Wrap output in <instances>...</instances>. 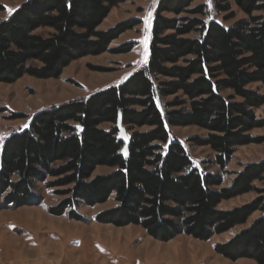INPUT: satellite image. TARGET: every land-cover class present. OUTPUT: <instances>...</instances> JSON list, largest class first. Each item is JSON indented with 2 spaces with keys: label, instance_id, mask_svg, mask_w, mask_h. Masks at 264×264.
Returning a JSON list of instances; mask_svg holds the SVG:
<instances>
[{
  "label": "trees",
  "instance_id": "16d2710c",
  "mask_svg": "<svg viewBox=\"0 0 264 264\" xmlns=\"http://www.w3.org/2000/svg\"><path fill=\"white\" fill-rule=\"evenodd\" d=\"M126 1L24 3L0 23V83L13 84L26 75L58 79L74 61L111 51L114 40L141 22L99 31L112 9ZM195 1H159L143 70L87 100L38 113L26 129L6 139L0 152V211L41 206L38 185L43 184L63 198L48 209L50 215L85 222L80 207L103 205L115 196L117 206L98 214L95 222L138 226L163 243L181 235L206 242L261 212L249 228L217 245L215 252L233 262L264 264V161L246 166L223 187L224 176L197 168L170 131L192 126L206 131L207 137L194 139L193 145L209 147L222 173L238 147L263 142L250 133L264 128L255 113L264 105V95L248 86L264 87V0H232L247 17L233 25L209 19L207 0L191 11L204 18L163 16H180ZM231 9L215 0L216 13ZM41 28L54 33L35 34ZM190 34L195 38H186ZM134 45L113 51L127 53ZM160 77L169 81L160 82ZM176 95L178 100L164 102ZM120 124L150 128L131 135L127 156L119 139ZM99 167L113 172L94 177ZM252 192L259 197L250 204L219 209L223 202Z\"/></svg>",
  "mask_w": 264,
  "mask_h": 264
},
{
  "label": "rangeland",
  "instance_id": "374dc122",
  "mask_svg": "<svg viewBox=\"0 0 264 264\" xmlns=\"http://www.w3.org/2000/svg\"><path fill=\"white\" fill-rule=\"evenodd\" d=\"M29 1L31 0H0V6L3 8L0 10V23L11 18L19 7ZM159 1L160 0H127L125 3L112 9L108 18L100 26L99 31L107 32L122 23L130 24L138 20L141 22L134 29L125 32L118 39L114 40L109 47L111 51L97 56H87L74 61L63 71L60 78L37 79L26 75L13 84L0 83V152L6 139L26 129L30 120L38 113L59 108L73 101H84L98 92L112 87H118L132 75L147 67L153 34V22ZM219 1L223 5L230 4L232 8L231 11L226 14H218L214 11L215 0H207L206 4L208 6L209 19L217 20L227 25H233L247 18L232 0ZM201 5L202 1L197 0L191 5L187 12L180 16L174 13H165L163 16L169 19H181L182 21L204 18L200 15H193L191 12L197 11ZM9 9L12 11L9 12ZM226 18L233 19L225 22L224 20ZM53 33L54 31L48 28H41L35 32V34L44 37H48ZM171 33L173 32H168V34ZM186 38L194 39L195 35L190 34ZM131 43L135 45L130 49V52L120 54L113 51ZM159 81L168 82L169 79L160 77ZM248 89L264 95V87L260 83L251 84L248 86ZM226 94L230 93L226 92ZM178 98H180V95L170 96L165 98L164 102L171 103L176 99L178 100ZM255 113L259 119L264 120V105L256 110ZM103 128L110 129L112 125H104ZM119 129V139L124 142L123 154L125 156L128 155V144L131 135L137 132H147L150 130L148 127L129 128L121 124L119 125ZM170 131L175 139L184 144L197 168L209 173L221 174L224 176L225 182L223 187H229L236 178V175L242 172L246 166L264 161V128L256 129L250 133L252 138L261 139L263 142L238 147L231 163L224 173L215 165V153L209 147H198L193 145L192 141L194 139H204L207 137L206 131L193 126L170 127ZM59 165H61V163H59ZM112 172L113 169L111 168L99 167L94 173V177L109 175ZM48 181L52 182L54 179L49 178ZM255 185L259 189L263 188L261 182H256ZM38 192L43 196L44 202L41 206L32 207H35L37 210H42L44 213H48V209L56 207L63 200L62 197L55 195L53 190L47 189L43 184L38 185ZM258 197L259 195L255 192L245 194L238 198L223 202L219 206V209L233 210L250 204ZM116 206L117 202L115 196H112L106 204L98 205L93 208L87 206L80 207L78 212L84 217L85 222H76V224L67 216L61 217L63 218L61 220H52V225L55 224L58 228H53L50 223L49 225L51 227H47L45 232L51 241L50 264H76L74 263L75 260L64 263V249L70 243L73 246L70 244L68 246V251L73 250L75 253L79 250V254L75 255V259L79 260L78 263L81 264H88L89 262L87 260H92L90 255H93L97 261L95 262L92 260V264H248L250 261L240 262L238 260L233 262L228 260L216 254L215 249L217 245L229 242L241 231L249 228L262 214L261 212H257L249 219L247 224L238 226L225 234L214 236L211 240L206 242L181 235V237L178 236L175 238V242L173 243H163L149 237L146 231L138 226L118 228L95 222V218L98 214L115 208ZM11 215L12 214H6V216H0V219H9ZM20 218V220L23 221L28 219L27 216H21ZM20 220L17 219L16 222L25 225V223ZM7 221L9 220H6V222ZM19 224L18 229L22 230V225ZM7 225V231L11 233L15 231V225ZM63 225L69 226L68 233L62 229L66 228ZM92 225L99 226V228L100 225H103V227H101L100 230L94 231L90 228ZM77 226L80 228H77ZM86 230H91L92 238L87 235ZM16 234H19V237L24 235L20 231H17ZM89 238L91 240V245L88 244ZM16 239V244L18 245L16 246L19 247L21 240L17 237ZM73 240L75 241L72 243ZM122 241H124L125 244ZM38 243H40L39 240ZM27 244L30 246L33 243ZM80 246L81 248H78ZM74 247L77 248L74 249ZM90 249L95 250L98 254L95 255ZM46 251L48 252V250ZM98 255L101 256V259ZM2 259L3 258L0 256V263ZM12 259L14 262L13 264H27L25 260V262L21 260L19 263H16L18 262L17 259ZM35 260V264H47L46 260L44 261L42 248L40 250L37 245L35 247Z\"/></svg>",
  "mask_w": 264,
  "mask_h": 264
},
{
  "label": "crops",
  "instance_id": "0c3cea01",
  "mask_svg": "<svg viewBox=\"0 0 264 264\" xmlns=\"http://www.w3.org/2000/svg\"><path fill=\"white\" fill-rule=\"evenodd\" d=\"M6 214H12V215L9 216V219L5 218L6 220H9L7 222H6V220L0 219V234H1L0 235V239H1L0 256L3 258L1 260L0 264H13L14 262H13L12 258L17 259L18 262H16V263H19L21 260H23V262L26 261L27 264H35L36 263V260H35V247H36V245L38 248H40V250L42 248V254L44 257V261L46 260V263L48 264L49 260H51V257H50L51 256V241L49 240V237L45 234V232L47 230V227H49V228L51 227L49 224L51 223L52 220H55V219L61 220L63 218L51 216L47 212L44 213L42 210L35 209V207H23V208H20L17 210H8V211L4 210V211L0 212V216H6ZM21 216H25V217L27 216L28 219H26L24 221L20 220ZM17 219H19L20 221L25 223V225H22V224H19L18 222H16ZM73 222L76 223V221H73ZM7 224L15 225L16 226L15 231L12 233L10 231H7L6 230L8 227ZM18 224L22 225V230L18 229ZM51 225H52V223H51ZM54 225H52L53 228H55V227L58 228V226H56V225L54 226ZM107 226L114 227L113 225H107ZM64 227H66V228H62V229L68 233V231H69L68 227L69 226L68 227L64 226ZM101 227H103V225L102 226L100 225V228ZM77 228H80V227L77 226ZM90 228L93 229L94 231L100 230L99 226H93L92 225V226H90ZM107 229H109V228H107ZM82 230H85V229H82ZM17 231H20L24 235H22V237H19V234H16ZM88 231L86 230L87 235L90 238H92L91 237V235H92L91 230H88ZM108 232H110V231H108ZM16 237L21 240L19 247H17L18 245L16 244L17 243ZM90 238L88 239L89 245H91L90 244V242H91ZM38 240L40 243H38ZM74 241L75 240H73L72 243ZM24 242H25V244H24ZM122 242L125 244L124 241H122ZM173 242H175V239L170 241V243H173ZM27 243H29V244L33 243V244H31L29 246ZM68 246L64 249V253H63V256H65L64 263L67 261L71 262L72 260H75L74 263L81 264V263H78L79 260L75 259V255L79 254V250L78 251L76 250L77 252H75V253L73 250H72L73 252L68 251L69 250ZM75 248H77V247H74V249ZM78 248H81V246ZM46 250H48L49 253ZM90 250L93 251L92 253H94L95 255L98 254V252H96L95 250H93V249H90ZM87 256H89V255H87ZM98 256L101 259V256L100 255H98ZM90 257L92 258V260L97 262L95 257H93V255H90ZM90 260H87L89 262L88 264H90V263L92 264V260L91 261ZM239 261L240 262L250 261L248 264H257L255 261L249 260V259H241ZM59 263H61V262H59ZM49 264H50V262H49Z\"/></svg>",
  "mask_w": 264,
  "mask_h": 264
},
{
  "label": "snow or ice",
  "instance_id": "6c2138e0",
  "mask_svg": "<svg viewBox=\"0 0 264 264\" xmlns=\"http://www.w3.org/2000/svg\"><path fill=\"white\" fill-rule=\"evenodd\" d=\"M12 10L11 9H9V12H11Z\"/></svg>",
  "mask_w": 264,
  "mask_h": 264
}]
</instances>
